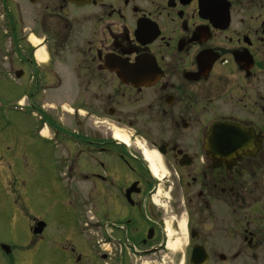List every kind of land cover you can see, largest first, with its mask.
Returning <instances> with one entry per match:
<instances>
[{"label": "flooded vegetation", "instance_id": "1", "mask_svg": "<svg viewBox=\"0 0 264 264\" xmlns=\"http://www.w3.org/2000/svg\"><path fill=\"white\" fill-rule=\"evenodd\" d=\"M0 8L7 77L25 90L14 110L59 147L76 199L56 240L31 220L29 250L58 244L63 264H264V0ZM3 246L0 264H16Z\"/></svg>", "mask_w": 264, "mask_h": 264}, {"label": "rangeland", "instance_id": "2", "mask_svg": "<svg viewBox=\"0 0 264 264\" xmlns=\"http://www.w3.org/2000/svg\"><path fill=\"white\" fill-rule=\"evenodd\" d=\"M2 9L0 8V19ZM0 151L4 161L0 163V174L5 184L12 182L8 195L0 194V242L13 251L16 264H63L66 256L48 243H41L34 250L31 246L30 223L36 218L44 220L48 227L49 240L58 239L60 227L76 220L71 203L76 199L66 194V179L59 168L60 149L57 145L47 146L42 141L32 139L37 122L26 113L15 112L16 100L23 91L7 76H11L9 65L11 42L6 25L0 20ZM56 91V90H54ZM50 92L49 101L58 98V92ZM47 137L51 134L45 132ZM9 148V149H8ZM14 159L13 170L11 159ZM15 179L13 180V178ZM71 185L74 181H69ZM182 232L184 230L182 229ZM185 237V234H180ZM178 236V237H179ZM174 237L172 242H175ZM184 248L173 244L164 255L174 258ZM34 249V248H33ZM5 255L0 252V261ZM165 264H170L166 258Z\"/></svg>", "mask_w": 264, "mask_h": 264}, {"label": "water", "instance_id": "3", "mask_svg": "<svg viewBox=\"0 0 264 264\" xmlns=\"http://www.w3.org/2000/svg\"><path fill=\"white\" fill-rule=\"evenodd\" d=\"M45 226H46L45 223H43V222H39V223H38V228L35 230V233H36V234H40V233H42V231H43V229H44ZM3 249H4L6 252H9V250H10V248H8V247H6V246H3Z\"/></svg>", "mask_w": 264, "mask_h": 264}, {"label": "bare ground", "instance_id": "4", "mask_svg": "<svg viewBox=\"0 0 264 264\" xmlns=\"http://www.w3.org/2000/svg\"><path fill=\"white\" fill-rule=\"evenodd\" d=\"M38 56H39L40 58H43V57H44V55H43V51H42V50H40V51L38 52Z\"/></svg>", "mask_w": 264, "mask_h": 264}]
</instances>
